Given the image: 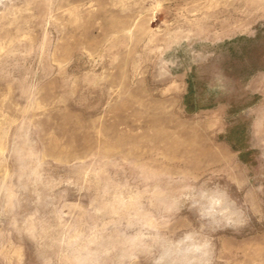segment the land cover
<instances>
[{
	"label": "rangeland",
	"instance_id": "1",
	"mask_svg": "<svg viewBox=\"0 0 264 264\" xmlns=\"http://www.w3.org/2000/svg\"><path fill=\"white\" fill-rule=\"evenodd\" d=\"M209 262L264 264V0H0V264Z\"/></svg>",
	"mask_w": 264,
	"mask_h": 264
},
{
	"label": "clouds",
	"instance_id": "2",
	"mask_svg": "<svg viewBox=\"0 0 264 264\" xmlns=\"http://www.w3.org/2000/svg\"><path fill=\"white\" fill-rule=\"evenodd\" d=\"M205 255H208V253H207V252H205ZM209 264H210V262H209Z\"/></svg>",
	"mask_w": 264,
	"mask_h": 264
}]
</instances>
